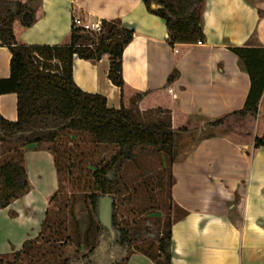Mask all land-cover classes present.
<instances>
[{"label": "crops", "instance_id": "crops-1", "mask_svg": "<svg viewBox=\"0 0 264 264\" xmlns=\"http://www.w3.org/2000/svg\"><path fill=\"white\" fill-rule=\"evenodd\" d=\"M76 16L120 22L134 32L123 55V92L109 79L108 56L74 59L77 86L106 97L111 108L123 106L142 123L157 122L168 113L179 129L245 107L251 78L233 49H264V0H207L206 42L197 45L171 47L166 22L150 13L143 0H42L34 23L17 21L14 33L21 44L66 45ZM11 58L0 40V79L10 77ZM175 69L178 78L168 84ZM17 103L15 94L0 96L1 115L16 121ZM263 106L264 93L255 131L264 120ZM256 137L205 139L191 151L183 150V159L171 165L175 181L170 192L181 214L172 226L173 264H264V147L254 149ZM26 161L30 193L0 208V256L21 250L40 234L50 200L60 191L56 152L29 146ZM128 264L155 263L134 251Z\"/></svg>", "mask_w": 264, "mask_h": 264}, {"label": "trees", "instance_id": "trees-1", "mask_svg": "<svg viewBox=\"0 0 264 264\" xmlns=\"http://www.w3.org/2000/svg\"><path fill=\"white\" fill-rule=\"evenodd\" d=\"M41 1L0 0L1 45L12 55L10 77L0 79V96L15 94L18 101L16 121H9L0 113V145L6 147V158L0 165V208L6 209L30 193L26 161L29 146L55 153L52 143L61 133L71 131L87 134L96 144L114 146L118 151L94 172L97 193L89 195L82 203L72 197L54 205L61 198L59 192L56 193L50 200L40 234L27 240L21 250L13 252V261L0 258V264H128L134 251L155 264H173V222L168 223L165 231L148 222L130 229L118 225L113 215L110 231L99 222V199L106 195L114 198L115 211V198L121 191L120 174L137 151L164 154L172 165L184 157L179 143L182 135L194 138L201 132L186 148L191 151L205 139L224 136L217 131L230 127V123L254 122L260 116L259 103L264 93V49H233L252 83L242 110L216 119H202V124L195 128L175 129L170 120L162 119L142 123L125 107L111 108L106 97L82 91L73 77L75 57L100 61L108 56L109 79L123 92V55L134 32L120 22L104 21L99 34L73 27L66 45L21 44L16 39L14 24L20 21L24 26L32 25ZM143 1L150 13L166 22L171 47L206 42L204 9L207 0ZM177 78L175 69L168 84ZM236 133L246 136L240 131ZM263 147L264 135L256 137L254 149ZM56 161L58 163L57 157ZM174 181L171 173V187ZM170 200L175 205L171 194ZM81 214L86 215L89 223L83 235Z\"/></svg>", "mask_w": 264, "mask_h": 264}, {"label": "rangeland", "instance_id": "rangeland-1", "mask_svg": "<svg viewBox=\"0 0 264 264\" xmlns=\"http://www.w3.org/2000/svg\"><path fill=\"white\" fill-rule=\"evenodd\" d=\"M162 112L164 113V111ZM154 114L160 115L158 113ZM134 118L137 119L136 116ZM161 119L168 121L170 116L166 113L161 115ZM262 122L264 120L261 121V125L257 127L256 131L252 129L253 121H240V123H230V127H225L217 133L233 136L236 141L237 138L242 137V135L236 133L238 131L243 134L246 133V138L262 137L264 135V132H262V124L264 123ZM183 125L177 127L195 128L191 124L190 126L188 124ZM65 132L67 133L63 137L51 145L52 148H56L58 164L59 167H62L59 191L61 198L54 205L64 203L72 197L82 203L86 197L97 193L98 186L94 181V172L101 164L109 162L118 151L114 146L96 144L87 134ZM199 136H201V132H199V135H195L194 138ZM194 138L189 135L181 136L179 139L181 152L193 144ZM5 149V146L0 145V165L6 158ZM120 182L121 191L115 198L114 217L116 223L122 228L131 229L148 222L154 228L159 227L165 231L169 222H173L180 217V212L170 200L171 164L166 155L137 151L135 157L125 163L120 174ZM80 220L83 235L86 231L84 228L87 225L89 228V223L86 215L81 214ZM4 257L0 256L5 261H13L14 254L10 253V255Z\"/></svg>", "mask_w": 264, "mask_h": 264}, {"label": "water", "instance_id": "water-1", "mask_svg": "<svg viewBox=\"0 0 264 264\" xmlns=\"http://www.w3.org/2000/svg\"><path fill=\"white\" fill-rule=\"evenodd\" d=\"M115 200L109 195L102 196L98 202V219L101 225L112 231Z\"/></svg>", "mask_w": 264, "mask_h": 264}, {"label": "built area", "instance_id": "built-area-1", "mask_svg": "<svg viewBox=\"0 0 264 264\" xmlns=\"http://www.w3.org/2000/svg\"><path fill=\"white\" fill-rule=\"evenodd\" d=\"M73 27L75 29H80L83 32H89L94 34H99L102 32V22H90L78 16L74 17L73 19Z\"/></svg>", "mask_w": 264, "mask_h": 264}]
</instances>
